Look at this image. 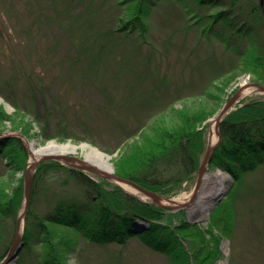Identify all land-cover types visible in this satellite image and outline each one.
I'll use <instances>...</instances> for the list:
<instances>
[{"label":"trees","instance_id":"1","mask_svg":"<svg viewBox=\"0 0 264 264\" xmlns=\"http://www.w3.org/2000/svg\"><path fill=\"white\" fill-rule=\"evenodd\" d=\"M163 1L164 6L169 4V13L177 14L176 24L183 31L198 26L196 45L203 39L221 42L225 51L237 57L231 70L242 67L251 72L255 80L264 83V0ZM159 2L37 0L36 3L46 23L62 28L60 36L68 40L66 52L71 56L62 58L61 65L82 83H94L99 77L106 79L109 72H114L109 76L115 79L124 63L139 51L149 66L148 71L159 81L168 83L174 79L171 72L177 61L168 63L163 73L161 64L167 58L172 38L162 50L150 37V18ZM215 6L220 9L213 13L203 12ZM38 27L40 30L42 26ZM146 42L150 43L149 53L142 54L141 47ZM51 53L54 55L53 51ZM38 55L43 63L52 60V55L43 50H39ZM15 56V53L9 55L12 62L9 73L0 81V94L17 107L16 89L25 83L33 110L38 113L39 102L48 105L45 103L49 85L45 79H52L51 73L56 67L52 64L35 72L33 67L24 70L22 62ZM212 58L193 64L191 70L203 72L205 65L212 71V78L216 77L224 66ZM113 61L118 63L115 68L110 65ZM151 61L153 66H150ZM101 88L112 101V88L107 84H102ZM125 106L130 110L131 105ZM236 106L221 121L222 138L211 161V165L228 171L234 184L227 201L218 202L211 210L207 226L191 222L185 209L174 211L153 204L104 177L57 160H46L36 170L23 244L15 264H28L27 260L30 264H67L66 257L71 252H75L82 263L87 245L115 240L124 247L129 237H136L152 249L165 253L172 264H213L221 253V238H229L232 242L241 225L239 205L241 202L246 205L250 199L247 227L251 236L262 237L264 184L248 182L247 174L264 164V95L242 100ZM51 112L50 106H46L44 113L48 120ZM4 116L7 117L0 106V120ZM202 119L200 113L188 112L178 127L159 128L153 148L140 151L137 147L138 157L133 156L134 151L129 155L126 153L125 158H131V161L126 163L123 158L125 167L118 166L116 173L162 195L178 194L184 182H190L196 175L200 155L205 150V126L200 128L197 124ZM45 120L47 126L48 120ZM140 125H125L122 130L130 138L140 130ZM3 130L0 127V157L5 158L0 178L9 170L24 172L28 160L22 138L4 135ZM23 202L22 174L9 188L0 186V262L12 245ZM40 204H43L42 208ZM62 227L72 229L74 235L66 238L59 231ZM35 244H41L42 249L34 251ZM105 257L102 264H118L119 259L113 251ZM230 264L235 263L231 261Z\"/></svg>","mask_w":264,"mask_h":264},{"label":"rangeland","instance_id":"2","mask_svg":"<svg viewBox=\"0 0 264 264\" xmlns=\"http://www.w3.org/2000/svg\"><path fill=\"white\" fill-rule=\"evenodd\" d=\"M159 1L158 7L153 10L155 13L150 18V37L157 48L162 50H164V44L172 38L167 58L162 64L160 63L163 73L168 63L177 61V66L171 72L174 79L168 81L170 84L159 81L154 73L148 71L149 66L142 60L140 51L136 53L138 55L124 63L123 69H120L115 79L112 75L109 76L114 72H109V75L106 74L108 77L106 79L99 77L94 83L84 82V84L77 76L71 75L68 69L63 68L64 65H61L62 58L64 60L71 56H67L66 52L69 47L68 40L60 36L61 27H54L53 24L44 21L42 14L38 12L37 0H0V81L9 73L12 62L9 55L12 53H15V57L22 62L24 70L33 67L35 72L42 67L48 68L52 64L56 67L51 73L52 79L49 80L48 77L45 79L49 85L45 103L48 105L39 102L40 112L38 113L33 110L25 83L16 89L15 99L19 104L17 107L0 94V98H3L0 99V106L7 115L0 120V127L4 129L2 134L17 135L22 138L28 151L27 164L32 161L33 146L42 147L52 140L74 145L86 142L105 152L110 157L109 163L113 171L116 172L118 166L125 167L123 158L127 163L131 161V158L128 160L125 157L133 151L135 152L133 156L140 155L136 151L137 147L140 151L153 148L155 133L159 131V128L178 127L182 123L183 116L188 112H198L203 117L200 121L202 123L197 124L201 125L200 128L205 126L206 150L207 145L212 142V129L215 139L217 138L214 121L232 93L241 86V80L247 77L249 82L262 83L255 80L252 73L243 70L242 67L231 70L230 66L232 62H236L237 57L225 51L221 42L215 40L209 42L203 39L201 44L196 45L200 32L198 26L192 27L190 31H183L176 24L177 14L169 13L170 10L167 8L169 4L164 6V1ZM218 9L220 8L215 6L206 8L203 12L213 13ZM162 14L163 17H161ZM38 25L42 26L40 30ZM148 47L150 48V43L146 42L141 47V53H149ZM39 50L52 55L50 57L52 60L43 63L39 59ZM52 51L55 56L51 53ZM123 53L126 55L125 52ZM211 57L224 66L223 71L217 74L219 77L216 75L212 78V71L205 65L203 72L191 70L193 64L206 62ZM151 62L150 66H153L154 63ZM110 65L115 68L118 63L113 61ZM102 84L112 88L111 92H114L112 101L106 96L105 89L101 88ZM261 95L264 93L253 87V90L243 95L237 103ZM237 103L229 111L236 108ZM125 105H131L130 110L126 109ZM46 106H50L52 111L49 120L44 113ZM45 119L48 120L47 126ZM125 125L141 127L136 134L127 138L122 130ZM205 150L200 155L201 160ZM66 154L85 157L80 147L68 150ZM4 161L5 158L0 157V171L4 167ZM217 171L227 175L224 191L215 201L208 215L205 218H198V210L206 192L214 182L213 173ZM22 174L23 170H9L6 176L0 178V186L9 188ZM197 178L196 173L190 182H184L178 194L167 197L185 204L180 209L186 210V216L191 222L197 221L207 226L211 219V210L218 202L227 201L234 180L228 171L210 164L202 177L197 197L193 198ZM247 181L254 185H263L264 164L248 173ZM121 187L136 193L129 187ZM251 203L250 199L246 205L242 202L239 205L241 225L235 232L232 242L229 238H221L219 245L221 253L213 264H230L231 261L235 264H264V235L258 238L255 235L251 236L250 228L247 227L250 221L248 209ZM39 207L42 208L43 204ZM27 218L28 214L26 223ZM261 221L259 224L262 226L264 220ZM59 231L66 238L74 235L73 230L67 227H62ZM121 245L123 244L115 240L102 245L91 243L86 246L82 263L75 252L67 255L66 263L102 264L106 261L107 253L113 251L119 259L118 264H172L165 253L152 249L136 237H129L126 246ZM39 249H42V245L35 244L33 250ZM15 262L16 260H12L8 264H15ZM25 262L30 264L28 260Z\"/></svg>","mask_w":264,"mask_h":264},{"label":"water","instance_id":"3","mask_svg":"<svg viewBox=\"0 0 264 264\" xmlns=\"http://www.w3.org/2000/svg\"><path fill=\"white\" fill-rule=\"evenodd\" d=\"M253 86L255 90L264 93V84L259 82H249L246 85H241L235 92L232 93V95L229 97V99L226 101V103L223 105L220 113L218 114L216 118V125H215V131L217 135V139L214 142H211L207 145L204 156L201 160V163L196 171L198 174L197 182L195 185L193 198L197 197L199 187L202 181V177L204 173L209 168V165L213 159L214 152L216 148L218 147L222 134L220 131V124L223 120L224 116L229 112V110L239 101V99L243 96L242 92L243 90L248 87ZM46 160H57L61 162L62 164L72 166L75 168H78L83 171H87L90 173H93L95 175L102 176L106 179H109L121 186L129 187L133 190H135L134 194H136L139 197L146 198L145 200L168 208L172 210H177L182 208L185 204L184 203H178L173 202V199L162 195L158 192H155L149 188L144 187L143 185L139 184L138 182L124 177L122 175L117 174L115 171L108 172L105 171L89 162L82 157L75 156V155H69V154H46L40 157L37 160L29 161L26 165L24 172H23V185H24V203L22 211L19 213L18 219H17V226L15 230V234L13 237V242L10 247V250L8 254L5 256V258L0 262V264H8L12 260H14L22 247L23 244V234L26 226V217L29 211L30 203H31V196H32V189L34 184V179L36 175V170L38 165Z\"/></svg>","mask_w":264,"mask_h":264},{"label":"bare ground","instance_id":"4","mask_svg":"<svg viewBox=\"0 0 264 264\" xmlns=\"http://www.w3.org/2000/svg\"><path fill=\"white\" fill-rule=\"evenodd\" d=\"M249 83V80L247 77L243 78L241 80V85H246ZM253 90V86L246 87L242 95H245ZM3 99L2 97L0 98ZM216 125V119L214 121L213 126ZM217 139V138H216ZM215 134L214 130L212 129V142L215 140ZM78 147L82 149V151L85 153V159L87 162L105 170L108 172L113 171V167L109 163V156L98 149L97 147L90 145L89 143L83 142L80 145H74L71 143H60L56 142L54 140L48 141L46 145L42 147H35L33 146L31 149V158L32 161L39 159L43 155L46 154H66L68 150H75ZM214 182L210 186L209 190L206 192L203 201L201 203V206L198 210V218H205L211 207L214 205L215 201L218 199V197L223 193L226 182H227V175L222 173L221 171H217L213 173ZM173 202H177V200L173 199Z\"/></svg>","mask_w":264,"mask_h":264}]
</instances>
